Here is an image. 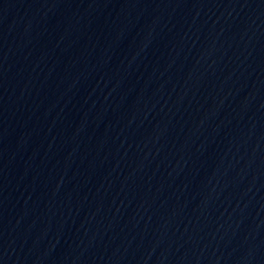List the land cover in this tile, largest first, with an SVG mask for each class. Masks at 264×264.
<instances>
[{
    "label": "water",
    "instance_id": "water-1",
    "mask_svg": "<svg viewBox=\"0 0 264 264\" xmlns=\"http://www.w3.org/2000/svg\"><path fill=\"white\" fill-rule=\"evenodd\" d=\"M0 264H264V0H0Z\"/></svg>",
    "mask_w": 264,
    "mask_h": 264
}]
</instances>
